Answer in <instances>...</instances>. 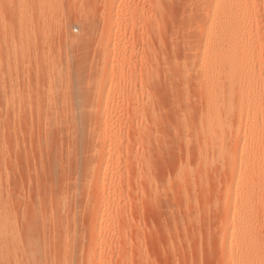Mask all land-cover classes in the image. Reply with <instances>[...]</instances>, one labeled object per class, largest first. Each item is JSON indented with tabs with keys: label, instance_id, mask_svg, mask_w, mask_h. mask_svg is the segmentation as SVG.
Wrapping results in <instances>:
<instances>
[{
	"label": "rangeland",
	"instance_id": "1",
	"mask_svg": "<svg viewBox=\"0 0 264 264\" xmlns=\"http://www.w3.org/2000/svg\"><path fill=\"white\" fill-rule=\"evenodd\" d=\"M78 112L100 151L75 198ZM263 158L264 0H0L1 264H264Z\"/></svg>",
	"mask_w": 264,
	"mask_h": 264
},
{
	"label": "bare ground",
	"instance_id": "2",
	"mask_svg": "<svg viewBox=\"0 0 264 264\" xmlns=\"http://www.w3.org/2000/svg\"><path fill=\"white\" fill-rule=\"evenodd\" d=\"M229 1V0H228ZM201 2H203V1H201ZM233 2V1H232ZM219 8V7H218ZM222 8V7H221ZM198 9V8H197ZM200 9V8H199ZM191 10V9H190ZM190 13H192V12H190ZM190 15V14H189ZM189 17V16H188ZM189 19V18H188ZM196 20V19H195ZM215 20V19H214ZM188 23V22H187ZM196 23H197V21H196ZM187 37V36H186ZM211 66V65H210ZM210 66H208V65H205V66H200V68H199V70H198V75H199V77H202L203 79L205 78V76L207 77L208 76V78H209V80H210V82L216 87V85H217V87H219L218 85L220 84L221 86H222V84L221 83H225V84H223V86L224 85H226L227 84V82H229V80L232 78L231 76L234 74V72L236 71V70H238V69H241L240 68V66H238L237 64H236V66H233V67H227V66H223V65H220V66H218V67H214V68H211ZM172 68V67H171ZM184 69V68H183ZM186 69V70H185ZM184 70L186 71V72H188L187 71V68H185ZM253 69V68H252ZM255 70V69H254ZM165 71V70H164ZM252 72V71H251ZM235 73H237V71L235 72ZM253 73V72H252ZM169 75V74H168ZM250 75V74H249ZM247 76V75H246ZM252 77V76H251ZM254 77V76H253ZM198 78V77H197ZM249 78H250V76H249ZM247 79V78H246ZM246 79H245V81H246ZM204 80H206V79H204ZM206 82V81H205ZM231 82V81H230ZM247 82H250V79H249V81H247ZM213 85H211V86H213ZM227 86V85H226ZM217 87L215 88L216 90H219V88L217 89ZM229 87V86H228ZM225 88V87H224ZM230 88V87H229ZM219 91H221V89L219 90ZM225 91H226V89H225ZM224 92V91H223ZM229 92V91H228ZM220 93V92H219ZM216 94V93H215ZM217 95V94H216ZM219 97V96H218ZM217 97V98H218ZM224 97V96H223ZM217 98H216V100H217ZM222 98V97H221ZM223 99V98H222ZM219 100V99H218ZM219 101H221V100H219ZM252 101H254V100H252ZM218 102V101H217ZM223 102V101H222ZM219 103H221V102H219ZM224 103H222V105H223ZM221 105V104H220ZM226 105V103L224 104V106ZM251 105H253V104H249V107H248V111H247V118L248 119H252V117L253 116H255V114H254V107L253 106H251ZM228 107V106H227ZM228 112V111H227ZM255 113H256V110H255ZM261 114V113H260ZM96 116H97V114H95V113H84V112H78V113H74L72 116H71V119H70V122H69V120H68V122L69 123H71L72 124V130H71V132H69V134L71 133V138L73 137V141H72V146H71V150H72V152H73V154H74V159H75V165L76 166H80L79 168H80V171L78 170V168L76 167V170L74 169V173H75V177H73V175H72V177H73V183H74V186L72 187V188H74V190H73V196L75 197V195H76V197L78 196V197H81V196H85V190L84 189H86L87 187V185L89 184V182H90V180L92 181L94 178H96V175L97 174H95L96 173V169H95V167H97V169H98V166L97 165H95V167H94V165H93V156H96V152L98 151H100L99 150V147L100 146H98V144H97V142L95 141V137H94V128H95V125H94V119L96 118ZM257 117V116H256ZM70 118V117H69ZM247 120V119H246ZM245 120V121H246ZM247 121H249V120H247ZM254 121V120H253ZM70 124V125H71ZM250 126H251V121H250ZM254 127V126H253ZM96 128H97V126H96ZM257 128V127H256ZM252 129V128H251ZM96 131V130H95ZM254 131V130H253ZM205 132V131H204ZM250 132V131H249ZM258 133V132H257ZM256 134V133H255ZM253 136H255V135H253ZM253 136H250V138L251 137H253ZM255 138V137H254ZM258 138V137H257ZM256 138V139H257ZM98 141V140H97ZM250 141V140H249ZM255 142V141H254ZM253 143V142H252ZM257 144H258V142H257ZM257 146V145H256ZM255 147V146H254ZM249 148V147H248ZM101 149V148H100ZM250 149V148H249ZM252 149V148H251ZM253 150V149H252ZM258 150V149H257ZM250 152V151H249ZM259 153V152H258ZM95 154V155H94ZM244 154V153H243ZM100 155V154H99ZM235 156V155H234ZM245 157L247 156V154H245L244 155ZM234 158V157H233ZM97 159H98V157H97ZM247 159V158H246ZM264 159V158H263ZM71 160V159H70ZM248 160V159H247ZM235 161V160H234ZM235 163V162H234ZM73 166V165H72ZM233 166V165H232ZM235 166V165H234ZM259 167V166H258ZM73 168V167H72ZM239 168V167H238ZM238 168H235V170H234V172H233V174H239V169ZM234 169V168H233ZM236 169H238V170H236ZM100 170V169H99ZM251 170H253V168H251ZM251 170H248L249 172L251 171ZM79 171V172H78ZM254 171V170H253ZM252 171V172H253ZM81 172V175H79V173ZM245 172H246V169H245ZM248 172V173H249ZM71 174V173H70ZM246 174V173H245ZM71 177V178H72ZM98 178H96V180H97ZM94 181V180H93ZM92 181V184L94 185V187L96 186V184H94L96 181H94L93 182ZM70 183V182H69ZM98 183V182H97ZM91 184V185H92ZM78 185V186H77ZM92 185V186H93ZM4 188V187H3ZM90 188V187H89ZM92 189V188H91ZM247 189V188H246ZM69 190H70V188H69ZM253 190V189H252ZM2 190H0V192H1ZM226 197L228 198L227 200H229V199H231V187H229L227 190H226ZM248 192V191H247ZM253 192V191H252ZM1 194V193H0ZM4 194V193H3ZM2 194V196H4ZM88 195H89V192H88ZM246 195V194H245ZM245 195H243V197H241V199H240V205H244V203L246 202V196ZM62 196V195H61ZM66 197V196H65ZM75 197V198H76ZM66 199V198H65ZM81 199V198H80ZM86 199V198H85ZM84 199V200H85ZM71 200V199H70ZM88 200H89V198H88ZM87 200V202H89ZM94 200V199H93ZM4 201V200H3ZM64 201V200H63ZM73 201V200H72ZM69 202V201H68ZM80 202H81V200H80ZM83 202V201H82ZM95 202V201H94ZM90 203V202H89ZM89 203H88V205H89ZM93 203V202H92ZM106 204V203H105ZM62 205V204H61ZM67 205V204H66ZM68 205H69V203H68ZM78 205V204H77ZM84 205V204H83ZM104 205V204H103ZM4 204L2 203V201H1V196H0V264L4 261V257H5V254H6V252H7V248H8V246L10 245V240H11V236L13 237V235H12V233H14V232H11L13 229H12V224H11V221H10V219H9V217H8V213L6 212V208H4ZM91 206V205H90ZM102 206V205H101ZM81 207V206H80ZM80 207H78V208H80ZM92 207V206H91ZM89 208V207H88ZM101 208V207H100ZM99 208V209H100ZM6 209V210H5ZM92 209H93V207H92ZM237 209V208H236ZM234 210V211H231V213L230 212H228L229 211V209H227L228 211V213H227V215H226V219L229 217V215L231 216L232 215V217L233 218H231V220H230V218H229V220L230 221H228L229 223L226 225V226H233V227H240V229H242V228H244L243 230H245V228H247L245 225H246V223H245V221H244V219H245V217H244V213H243V210L241 209H237V210ZM11 213V212H10ZM230 213V214H229ZM11 214H9V216H10ZM31 215V214H30ZM34 214H32V216H33ZM30 220V219H29ZM29 220H27V221H29ZM31 223V222H30ZM29 223V224H30ZM34 223V222H33ZM28 224V223H27ZM33 228V227H32ZM28 231V230H27ZM32 234V233H31ZM34 236V235H33ZM33 236H31V238H30V241H31V243H33L34 244V238L35 237H33ZM14 237H15V235H14ZM224 237V240H227L228 239V237L226 236V235H224L223 236ZM16 239V238H15ZM13 240H14V238H13ZM36 240V239H35ZM230 242H233V243H235V244H237V245H239V244H241L242 242H244V238L241 236V237H236V238H230V239H228ZM29 246H30V244H29ZM29 249V248H28ZM30 251L32 252V254L35 252V248L33 247V246H31V248H30ZM26 254V253H25ZM27 254H29V253H27ZM240 256V255H239ZM32 257V256H31ZM26 258V257H25ZM241 261V260H240ZM238 262V261H237Z\"/></svg>",
	"mask_w": 264,
	"mask_h": 264
}]
</instances>
